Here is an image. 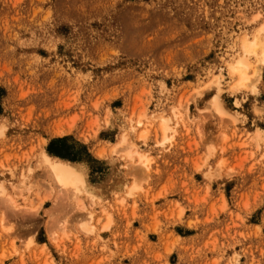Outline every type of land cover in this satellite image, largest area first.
Here are the masks:
<instances>
[{"label":"rangeland","instance_id":"obj_1","mask_svg":"<svg viewBox=\"0 0 264 264\" xmlns=\"http://www.w3.org/2000/svg\"><path fill=\"white\" fill-rule=\"evenodd\" d=\"M253 35L264 0H0V264H264V64L226 74Z\"/></svg>","mask_w":264,"mask_h":264},{"label":"bare ground","instance_id":"obj_2","mask_svg":"<svg viewBox=\"0 0 264 264\" xmlns=\"http://www.w3.org/2000/svg\"><path fill=\"white\" fill-rule=\"evenodd\" d=\"M262 30H263V27L259 29V32ZM258 37H259L258 35H255L253 38H251V40L247 39L246 37L243 38V40L241 42V46H240L241 54L240 55L238 54L239 56L236 59H234V60L231 59L232 61H228L226 64V74H227V77H229V79L232 82L231 83V90L233 92H241V91L246 90V89L253 90V87H251L253 85L251 81L253 78H258V67L255 65V63H257L258 65L264 64V50H263V46H262L263 42H261L260 41L261 39L259 40ZM251 57L255 58L254 63H252L250 61ZM218 84H219L218 79H216L215 85H218ZM214 101H215V109L219 112H222V108L220 107L219 103L216 101V97L214 98ZM157 120H158V128L160 130L159 135L161 136V139L158 140L159 141L158 143L160 145H163L171 139V137H172V134H171L172 130L171 129L172 128L169 126L170 123L168 125V122L165 118H158ZM173 124H175V123H173ZM139 125H142L140 123V120L137 121V126H139ZM145 130H142L140 133L137 132V134H139V137H138L139 140H143V139H145V136H147L146 134H148V131L146 133ZM61 133L62 132H59L58 134H61ZM52 136H53V134H52ZM125 140H126L125 136H122L120 141H118V143L115 144V146H121L122 144H125ZM92 152H93V150H92ZM113 152H116V151L114 150ZM102 154L103 153L101 150L95 151V156H97V157H101ZM133 155H136L138 157V159L136 161L137 165H139L145 169H148L150 161L147 158L150 159V157L146 158L144 155L139 154L138 152L132 150L131 147H129V149H127V151H126V157L129 160H132ZM41 156H42L41 158H43L44 165L48 169L47 171L49 172L50 175H52L54 182L56 183V185L60 189H63V191L64 190L70 191L73 194V196H75V197L79 194L85 193V194L90 195V197L92 198V195L89 194V191L87 190L88 188H87V184L85 181V173H84L85 171H84L83 167H79L74 163L66 162V161H63V160L58 159V158H52L46 154H42ZM91 220H93V219H91ZM95 220H94V222H95ZM109 220H110V218H106V220H104V222H102L100 230H107L109 228V225H110Z\"/></svg>","mask_w":264,"mask_h":264},{"label":"trees","instance_id":"obj_3","mask_svg":"<svg viewBox=\"0 0 264 264\" xmlns=\"http://www.w3.org/2000/svg\"><path fill=\"white\" fill-rule=\"evenodd\" d=\"M65 140L63 139H57L51 141L47 146V152L51 155L63 158V159H69V160H77L78 158H75V155H73L71 152L66 151L63 148H59L63 146Z\"/></svg>","mask_w":264,"mask_h":264}]
</instances>
